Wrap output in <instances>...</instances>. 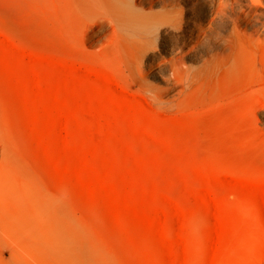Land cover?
I'll use <instances>...</instances> for the list:
<instances>
[{
  "label": "rangeland",
  "instance_id": "rangeland-1",
  "mask_svg": "<svg viewBox=\"0 0 264 264\" xmlns=\"http://www.w3.org/2000/svg\"><path fill=\"white\" fill-rule=\"evenodd\" d=\"M227 1L210 41L160 28L145 92L108 23L0 0V264H264V0Z\"/></svg>",
  "mask_w": 264,
  "mask_h": 264
},
{
  "label": "bare ground",
  "instance_id": "bare-ground-1",
  "mask_svg": "<svg viewBox=\"0 0 264 264\" xmlns=\"http://www.w3.org/2000/svg\"><path fill=\"white\" fill-rule=\"evenodd\" d=\"M182 1L20 0V4L21 9L24 10L29 3L45 21L49 22L55 17L69 29L82 28L95 21L108 23L114 34L113 45L120 53L123 67L136 80L139 88L148 92L150 89L143 72L147 56L157 50L159 45L160 28L165 27L172 35L183 36L191 24L194 28L190 33V42L199 45L210 41L215 19L223 18L226 15L223 9L227 10L231 7L227 0H220L217 7H214V0H192L191 11L195 19L190 23L186 19L187 11L181 5ZM200 1H203V4L202 2L200 4ZM200 6L207 11L204 18L198 15ZM241 19V16L237 17L232 32L226 37V45L229 48L233 46L236 49L235 54L231 52L232 54L222 57L218 63L207 68L205 75H194L191 81L211 80L221 68L232 65L229 64L232 57L233 66H239L242 52L247 49Z\"/></svg>",
  "mask_w": 264,
  "mask_h": 264
}]
</instances>
